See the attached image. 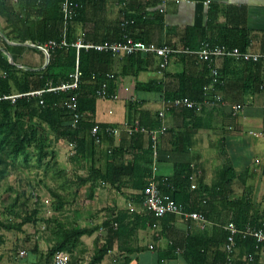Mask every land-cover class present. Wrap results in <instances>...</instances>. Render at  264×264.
I'll return each mask as SVG.
<instances>
[{
	"label": "trees",
	"instance_id": "1",
	"mask_svg": "<svg viewBox=\"0 0 264 264\" xmlns=\"http://www.w3.org/2000/svg\"><path fill=\"white\" fill-rule=\"evenodd\" d=\"M62 1L18 0L16 12H19L20 15L17 16L18 13L15 11L12 13L17 18L18 25L26 27L25 37L23 36L24 38L21 39L30 40L33 44H44L49 40H58L62 32ZM70 1L77 5L75 15L68 25L70 44L75 42L77 28L81 25L85 28L86 36L91 34L94 40L96 39L99 43L110 41L107 38L98 40L97 34L99 33L96 32L95 23L93 24L84 18V12L95 7L94 1ZM5 12L10 13L7 2L0 0V15H4ZM124 15L128 24L124 28L126 30H122V35H125L124 33L127 31L129 32L131 27H134L140 20L137 15L127 16L126 12ZM228 32L223 36V39L212 42V45H224L230 49L238 48L243 52L249 49L250 39L246 31L229 30ZM133 39L142 41L139 37H133ZM185 47L192 49L195 46L193 47L186 42ZM173 57L180 58L183 68L171 75L175 82L169 86L168 90H166L168 87L165 88L162 102L186 97L198 105L206 98L213 100L215 96L229 89L232 93L239 91L245 94H261L264 103V80L257 78L254 74L256 66L261 61L258 63H232V60L221 59L223 65L220 68L215 64L219 61L217 59L211 64L198 62L199 60L197 61L194 56L186 53H171L169 60L171 61ZM77 58L78 68L81 72L79 89L76 92L77 111L81 119L74 129L71 128L70 113L60 107V102L70 96L72 92L65 94L44 92L40 96H22L14 102L7 99L12 95L46 90L69 80V76L75 70ZM124 58L126 57L124 56ZM127 59L136 62L139 70L134 73L137 74L143 70L142 65L154 62V59L157 58L136 53L127 56ZM111 60L110 55L103 53L81 49L77 55L74 47L61 48L49 53V63L44 70L33 73L16 68L7 59H3L0 53V71L5 73L4 77L0 75V195L2 193L6 195L3 200L0 197V205L4 208V216H7L6 220L0 219V230L20 233L26 225L41 224L44 226L43 229H51L50 238H47L49 247L44 259L46 263L52 261L56 252L65 251L70 255L69 264H81L80 261L84 253L81 248V239L93 237L97 232L99 233V228L96 225L82 228L78 225L75 217L72 223L67 221L64 223L58 215H61L62 212L66 213L68 205H75L80 190L88 189L87 184L91 188L89 195L91 199L97 185L106 184L121 194L124 191H129L125 194L127 203H132L136 208L141 207L143 192L154 178L160 192L175 203L182 205L185 211L200 213L207 220L220 225L213 227L209 234L206 230L189 232L179 247L180 254L176 252V246L173 244H168L163 249H158L152 245V249L156 253L155 264H164L163 262L167 260L177 258H180L183 264H264V243H258L253 237H243L237 234L234 237L235 248L232 253L228 254L224 249L226 238L229 235V232L223 229L226 224L231 222L238 230L246 231L262 228L264 222V209H261L254 200L253 186L245 187L246 180L251 177L248 174L249 170L244 171V173H237L229 163L223 164L217 171V177L213 179L212 184L207 185L199 180L193 189L191 188L193 184L191 180L194 177H199L191 176L196 171L194 167L182 163L174 164L173 175L166 178L156 177L153 171L156 170L159 154L164 149L162 142H164L166 135L169 136V139L165 142L172 149L171 152L180 153L181 141L183 142V150L187 149L189 145L192 135L190 131H207L209 129L215 131L223 128V126L217 128L218 125L214 126L211 123L214 112L222 107L219 104L225 102L222 95H220L221 102H216L211 106L202 105L200 110H197L196 107L164 110L165 134H159L155 141L148 134H134L129 145L131 152L128 153L124 146L117 149L111 148V161L107 162L105 170L94 167L97 147L90 130L94 126L97 92L102 90L105 85L107 95L112 97L116 87L115 76L113 78L106 76L111 74L108 73L109 70L107 69ZM104 63L107 64H105V70L101 69L102 72H100L99 66H103ZM209 65L217 70L215 82L210 78L211 66ZM229 67L232 68V71L226 74L224 70ZM157 68L159 71H164L159 67V62ZM136 90L156 91V86L149 83H138ZM127 107H129L128 111L134 112L135 116L134 120L131 117L127 120L129 123L133 124L137 120L139 127L148 131L159 130L162 127V121L159 118L161 108L160 111L158 109L154 112L141 111L138 109V104L134 105L130 101ZM168 118L174 119L170 129L167 126ZM227 129L229 130V128ZM103 130L104 128H100L99 135ZM107 134L106 136L111 139L112 136ZM141 135L147 136L145 148L138 144ZM55 141L74 145V154L70 156L71 161L73 159L79 161L89 159V174L88 176H78L77 183L72 180H65V186L56 187L58 189L65 188V194L56 188L48 189L54 214L48 218H39L40 211L37 206L39 196L36 194L38 185L31 186L28 182V188L22 185H19L18 188H12L4 184L6 182L5 177L9 170L14 167V161L17 158H21L26 164L29 162V149L34 151L38 165L49 166L53 156L48 162L46 157H49L50 152L48 153V150L51 149ZM221 141L224 142L225 139L220 137L219 142ZM154 144L156 156L153 152ZM126 155L130 158L126 159ZM243 174L244 176H242ZM193 180L195 183L198 179L194 178ZM237 180L243 186V191L240 196L235 197L233 184ZM40 182L45 185L44 181ZM69 185L75 186L72 194L66 192V187ZM193 196L198 199L196 208L189 206ZM202 198L205 202H202ZM201 204L211 205L214 210L211 211L210 208L206 207L201 208ZM75 209L74 215L80 211L79 207ZM176 220L177 218L172 215L157 218L153 213L146 211L131 213L126 207L122 210L116 206L111 211L110 220L103 224L107 225L104 227L108 233L106 236L108 241L100 244L98 236L95 237L93 251L86 264H102L113 251H116L113 264H140L136 254L132 256L133 252L138 253L141 249L143 251H150L151 249L149 246L136 247L135 242L138 233L151 231L154 237L165 234V230L176 224ZM111 223L117 224V227H111ZM156 227L160 229L156 230ZM38 250L39 242H36L30 251L37 252Z\"/></svg>",
	"mask_w": 264,
	"mask_h": 264
},
{
	"label": "crops",
	"instance_id": "2",
	"mask_svg": "<svg viewBox=\"0 0 264 264\" xmlns=\"http://www.w3.org/2000/svg\"><path fill=\"white\" fill-rule=\"evenodd\" d=\"M7 2V6L9 8L10 13L5 12L4 15H0V53L3 59H7L10 64L14 65L16 68L20 70L30 71V72H39L44 70V68L49 63V53L60 49H54L49 51L48 55L45 56L41 50L38 49V46H42L44 44H33L30 40H22L24 38V32L26 27L24 25H18L17 18L13 16L12 11H17V1L13 0H2ZM95 7L92 9L86 10L84 12V18L89 22H93L97 34L98 40L101 38H107L110 41H119L122 39V30L128 24L124 19V12H126L127 16L137 15L140 17L139 22L131 27L130 31L124 33L125 35L131 37H139L143 42L149 44H155L157 46H165L169 49H172L177 53H184L186 50L196 51L202 47L213 48L215 46H224L213 44L214 41H219L223 39L226 33H229V30H243L246 31L249 35L250 46L247 51L260 54L264 56V0H91ZM163 8V12L160 9ZM17 16H19V12ZM132 25V24H131ZM85 28L81 25L77 28V33L75 36V41L77 39V35L79 33L80 28ZM128 29V28H127ZM122 31V32H121ZM125 32V31H124ZM234 35V34H233ZM232 35V36H233ZM24 36V37H23ZM85 37L87 40L93 43H99L94 40L93 36L88 34ZM21 39V40H20ZM231 39H233L231 37ZM140 41V40H139ZM206 41V42H205ZM186 42L193 45L194 48L189 49L186 46ZM203 42V43H202ZM225 47V46H224ZM30 51H34L37 53V56L33 58L31 61L27 56V53ZM5 53H8L11 58L15 61V64L11 62V60L6 56ZM192 56V55H190ZM48 57V63L45 66V59ZM126 57V56H125ZM154 57V56H152ZM29 58V60L27 59ZM196 60L197 58L194 57ZM40 60L39 65H31V62H37ZM216 60V59H215ZM214 60V61H215ZM217 63V66L222 68L223 62L221 59ZM198 61V60H197ZM233 61V60H232ZM159 59H154V62H148L145 65H142L143 70L139 73L135 74L134 72L139 70L136 62L133 60H129L122 57H113L112 60L108 63L109 70L108 73H111L113 77L115 76V89L113 92V96L109 99H100L99 97L96 99L95 104V116H94V126H98L100 128H104L103 132L100 133L98 131L99 141L95 142L97 147L96 157L94 159V167L101 168V170H105L107 162L111 161V148H114V139L111 137L108 138L106 136V128L120 127L125 121L132 119L135 117L134 112H129V107H127L128 102H133L134 105L138 104V109L141 111H159L162 109V100L163 93L169 89V86L174 84L175 80H173L172 76L174 73L179 72L183 68V63L180 61V58H171L170 64L164 71H159L157 68V64ZM201 62V61H198ZM233 61L232 63H234ZM213 63V62H212ZM236 63V62H235ZM238 63V62H237ZM99 66V71L105 70V65ZM102 69V70H101ZM232 71V68H226L224 72L227 74ZM254 74L259 79L264 80V59L256 66ZM0 75L5 76V73L0 71ZM229 75V74H228ZM253 75V74H252ZM173 81V82H172ZM138 83H149L153 86H156V91H137L136 85ZM168 87V88H166ZM166 88V90H165ZM39 91V90H38ZM35 92V91H32ZM31 93V92H29ZM28 94V93H26ZM18 95V94H17ZM20 95V94H19ZM225 98V103L222 107H220L217 111L212 115V124L215 125L218 122H222V125L228 126L229 130L233 132L244 133L248 131V125L250 124H258V127L264 124V103L263 96L261 94H245L239 91L234 93L231 90H227L226 92H221V94ZM23 97H26L24 95ZM29 97V96H28ZM31 97V96H30ZM99 101H110L113 106H105L103 104H99ZM234 105H240L241 110L233 115L231 108ZM137 107V106H136ZM107 108V109H105ZM134 108V107H131ZM161 108V109H160ZM134 110V109H132ZM131 110V111H132ZM134 120V119H133ZM167 126L170 129L172 123H174V119L168 118ZM214 125V124H213ZM232 128V129H231ZM260 130L263 128H259ZM258 129V130H259ZM203 131V130H200ZM214 131V129L212 130ZM196 132V133H195ZM191 132V140L187 149L183 150V142L181 141V151L180 153L171 152V148L167 146L166 142L169 139V136L166 135L164 137L163 147L164 149L159 154V160L156 162V177H169L173 174L174 164L182 163L184 165H189L196 169L195 173L191 176H199L194 177L198 180L194 183V178L191 180L193 182L192 185L196 186V183L200 180L204 184L210 185L212 184L213 178H211V167L210 163L212 160L208 158L207 151L200 152L202 149V144L198 142L197 136L199 131ZM216 132V130H215ZM214 132V133H215ZM249 132H252L249 130ZM226 133V132H225ZM108 135V134H107ZM249 135V134H246ZM183 136V135H182ZM213 136V135H212ZM251 136V135H250ZM132 136H123V139L120 142V147L124 146L127 148V152H131L129 148ZM182 138V137H181ZM256 139V138H255ZM142 144H141V143ZM141 147L145 148L147 144V136L141 135L139 137V143ZM211 144V143H210ZM65 148L69 151V144L65 142ZM128 155V154H127ZM126 155V159H129L130 156ZM253 158V157H252ZM251 162L256 163V159H252ZM89 160V159H88ZM79 161L78 159H73L71 163L75 165L80 173L78 176H88L89 174V161ZM256 160V161H254ZM216 163L219 161L216 159ZM215 164V163H214ZM83 166V167H82ZM201 171V174H197L196 172ZM257 170H263L262 168H258ZM74 172V170H73ZM153 172V173H154ZM75 173V172H74ZM244 173V172H243ZM249 173L257 175L256 170H252ZM93 174V172H92ZM73 176V175H72ZM77 176V175H75ZM115 176H124V175H115ZM244 176V174L242 175ZM238 181V180H237ZM88 189L80 190L83 196H88L91 194V188L89 185H86ZM242 191H243V186ZM74 192V191H72ZM71 192V194H72ZM129 191H124L122 194H126ZM69 193V192H68ZM80 194V193H79ZM241 194H234L235 197L240 196ZM117 196H121V193L117 192L113 187H110L106 184L97 185L94 196L91 201H95L99 199L97 197H105L109 202L106 201L102 205H95L92 209L90 207L91 204L85 206L90 209L88 212L84 207V211H80L76 214L70 213L69 215H73L72 217L66 216L65 219L67 222L72 223L74 217L78 221V225L82 228L90 227V226H98V228H104V231L99 234L96 233V236L99 238V243L102 244L107 242V230L103 225L107 221L110 220L111 211H113L114 207H116V200L112 201L113 198ZM91 199V198H90ZM90 201V200H89ZM202 202L205 200L202 198ZM109 203L112 206H109ZM127 200H125V205ZM107 204V205H106ZM198 204V199L195 196L191 199L192 208H196ZM210 208L213 211V206H206L205 204H201V208ZM123 207H119L122 209ZM194 212V211H192ZM215 212V211H214ZM213 212V214H215ZM219 212V211H217ZM85 217V218H83ZM224 219V218H223ZM65 221V223H66ZM85 224H81L84 223ZM208 224L204 226L203 229L200 228L199 224L195 222H185L181 221V219L176 220V224L172 225L170 228L165 230V234H160L159 236H153L151 231H141L138 233L136 237L135 245L137 248H144L145 246H155L158 249H163L168 246V244H173L176 246V252L180 254V245L183 244L184 238L190 232L195 231H207L209 234L213 227L220 226L218 223L213 222L211 220H207ZM231 223V222H229ZM228 223V224H229ZM81 224V225H80ZM112 224V223H111ZM226 224L225 226H227ZM190 225V226H189ZM34 226V225H33ZM111 226V225H110ZM224 226V225H223ZM113 227V224L112 226ZM39 228L34 226L35 234ZM160 229L156 227V230ZM38 233V232H37ZM95 237V236H94ZM148 238V242L144 245L143 240ZM154 238V239H153ZM157 238V239H156ZM138 239V240H137ZM82 241V239H81ZM37 242V241H36ZM34 242V243H36ZM48 243V241L46 240ZM16 244L18 242L16 241ZM83 244V242H82ZM21 246L16 250L9 252L6 257L1 256L0 264H11L12 259L19 260L20 258H15V255L19 250H25L26 256L32 254L33 264H51V260L49 263H46L45 255H46V247L41 248V244L39 243V250L37 252H31L29 249L24 248L22 243ZM33 245V244H32ZM152 246V247H153ZM18 247V246H16ZM82 249H86V247H82ZM150 249V248H149ZM46 250V251H45ZM142 250V249H141ZM138 253L132 254L138 260H141V257L148 258V261L145 264H155V255L156 253L152 250L141 251ZM110 257L108 260L109 264H113V260H115L116 251L110 253ZM147 255V256H143ZM23 257V258H26ZM5 258V259H4ZM21 258V259H23ZM152 259V260H151ZM42 260V263H41ZM151 261V262H150ZM108 262V261H107ZM183 264L180 258L174 260H167L163 262L164 264ZM103 264V263H102ZM108 264V263H107Z\"/></svg>",
	"mask_w": 264,
	"mask_h": 264
},
{
	"label": "built area",
	"instance_id": "3",
	"mask_svg": "<svg viewBox=\"0 0 264 264\" xmlns=\"http://www.w3.org/2000/svg\"><path fill=\"white\" fill-rule=\"evenodd\" d=\"M17 1V0H13ZM164 1V0H163ZM77 5L72 3L70 0H63L61 2V14H62V32L61 36L58 40H51L44 45L38 46V49L47 56L49 51L57 49V48H68L74 47L76 53L81 49L86 51H94L96 53H103L110 55L113 57H122V56H130L136 53L144 54L146 56H154L159 59V67L164 69L170 64L169 55L171 53H177L173 50L165 47V46H157L155 44H149L142 41H135L131 37L127 35H123L122 39L119 41H104L102 43H93L86 39L84 29L81 27L79 33L77 35V39L73 44H70L68 41V25L75 15V10ZM163 12V8L160 9ZM184 53L192 55L197 58V60L201 62L211 63L214 62L215 59H229L235 62H246V63H258L259 61L264 59L263 55L254 54L249 51H240L238 48H227L224 46H215L213 48L202 47L196 51L186 50ZM211 66V65H209ZM210 78L213 79V82L216 81L217 70L211 66L209 71ZM107 78H113L112 74L106 75ZM81 78V72L78 68V58L76 60V67L73 72L69 76V80L65 82H61L59 85L55 87L47 88L46 90H39L35 92H31L28 94H20V95H12L7 97V99L14 102L16 99L26 95V96H40L44 92H53V93H70L72 94L66 98H64L60 102V107L64 108L70 113V122L71 128L74 129L81 119L80 114L77 111V90L79 89V83ZM207 92V91H206ZM97 97L100 99H109L110 97L107 95L105 90V85L103 89L97 92ZM216 102H221L220 95H217L211 100L210 98H206L201 104H195V102L191 101L188 98H180L175 99L169 102H162V110L159 112V118L162 121V127L159 130H145L139 127V123L137 120L133 122V124L125 121L120 127L106 128V133L110 134L114 139V148L120 147V142L123 139V136H133L134 134H148L153 141L158 138L159 134H165L166 125L164 119V110L168 109H176L181 110L183 108L192 109L194 107L197 110L202 108V105H213ZM42 104V102H40ZM220 103L219 105L224 104ZM241 110L240 105H234L231 108L232 114L236 115ZM232 129V128H231ZM98 126H93L90 130L92 137L95 139V142L99 141L98 138ZM245 134H249L252 137L259 139L262 137V133L258 132H245ZM154 156H156V146L153 145ZM74 154V145L69 144V155L73 156ZM255 161V160H254ZM155 169V168H154ZM155 171V170H154ZM197 174H201V171L196 172ZM191 188H194V185H191ZM139 208V209H138ZM136 208L132 203L126 204V209L133 213L137 212H149L153 213L155 217L161 218L166 215L175 216L177 219H181L185 222H195L199 224L200 228L203 229L206 224H208L207 219L200 213L196 212H187L185 211L182 205L175 203L169 197L163 195L157 187V183L154 178L149 183V185L145 188L143 192V202L142 206ZM117 224L113 223V228H116ZM223 229L229 232V235L226 238V242L224 245V249L228 254H231L235 248V235L239 234L243 237L250 236L256 239L258 243H264V222L262 224V228L257 230H246L241 231L238 230L233 223H229L227 226H224ZM104 231V228L99 229V234ZM152 250V246L149 247ZM26 256L25 250H19L15 255V258H23ZM1 257V253H0ZM70 263V255L65 251H58L52 258L51 264H69Z\"/></svg>",
	"mask_w": 264,
	"mask_h": 264
},
{
	"label": "rangeland",
	"instance_id": "4",
	"mask_svg": "<svg viewBox=\"0 0 264 264\" xmlns=\"http://www.w3.org/2000/svg\"><path fill=\"white\" fill-rule=\"evenodd\" d=\"M27 56L32 58L31 61H33V58L37 56V53L34 51H30L27 53ZM29 58H27L29 60ZM40 60L36 62H31V65H39ZM99 104H103L105 106H113L110 101H99ZM107 109V108H105ZM212 123V122H211ZM215 126V123H213ZM231 124V123H230ZM229 124V125H230ZM216 125H218L215 131L207 130V131H199L197 140L202 144V149L200 152L207 151L208 158L212 160V163H210L211 167V178L217 177V171L223 166V164L229 163L234 170L237 173H243L246 170H249L250 172L252 170L257 171V175L248 173L251 175L250 178L246 180L245 187L247 186H253V195L254 200L257 204L260 205L261 209H264V124L260 126L263 129H259L258 124H250L248 125V131L249 132H258L262 133V137L259 139H255L254 137L250 135H244L242 133L238 132H232L229 131L227 128L228 126L222 125V122H218ZM259 129V130H258ZM215 132V133H214ZM226 132V133H225ZM196 133V132H195ZM224 133V134H223ZM213 135V136H212ZM222 137L225 139V141L219 142V138ZM211 143V144H210ZM49 157H46V161L48 162L51 157L50 165L46 166L45 164L38 165L36 163L35 157H34V151L32 149H29L28 153L30 155L29 162L26 164L23 162L21 158H17L14 163V167H12L9 172L6 175V182L4 183L8 187L12 188H18L19 185H22L26 188H28V182L29 185L34 186L38 185L37 189L38 192L36 194L39 196V201L37 203L38 209H39V218H48L52 214H54V211L52 210V199L50 197V194L48 192V189H54L56 187L61 188V186H65V180L67 181H77L78 175L80 173L79 170L74 167L71 163L69 151L67 148H65V142L58 141L53 142L52 147L50 150H48ZM225 153V155H224ZM256 159V163L251 162V158ZM252 158V159H253ZM216 159L219 161L216 163ZM215 163V164H214ZM263 170L259 171L258 168H262ZM74 170V172H73ZM73 175V176H72ZM77 175V176H75ZM40 181H44L45 185H43ZM77 183V182H76ZM40 184V185H39ZM3 186V185H1ZM61 190V193L65 194V188L64 189H58ZM30 190V187H29ZM75 190V186L69 185L66 187V192L71 193ZM233 191L234 194H242V187L241 184L238 183V181H235L233 184ZM79 196L77 197L75 201V205L71 204L66 207V213L62 212L61 215H58L61 218V221L65 223L66 216L72 217L73 215H69L70 213H74L76 210L75 208L79 207L81 208V211H84V207L88 204H91L90 207L95 208V205H102L105 201L108 204V200L105 197H97L99 199H96L95 201H91L92 199L88 198V196H83L81 192H79ZM1 199L3 200L6 198L5 193H2L0 195ZM90 200V201H89ZM116 200L117 207H123L125 209V200L126 197L124 194H121V196H117L113 198V202ZM106 204V205H107ZM109 206H112V204L109 203ZM86 208V207H85ZM90 209L86 208V211L88 212ZM7 216H4V208L0 205V219L6 220ZM85 218V217H83ZM84 223L81 224H85ZM80 224V225H81ZM44 226L41 224H36V228L38 229V233L34 231L33 225H26L23 228V231L18 232H6L0 230V253L4 255V257L7 256L9 252H12L19 248L20 243L24 246V248L31 250V247L33 246L34 242H39L41 244V248L46 249L49 247L48 243L46 242L47 238H50L49 235L51 233V229H43ZM96 237V234L94 235ZM84 237L82 238V247H86V249H83L84 253L82 255V260L80 261L81 264H86V262L90 259L91 253L93 251V246L95 242V237ZM148 238L143 240L142 244H146L148 242ZM16 241L18 244H16ZM18 246V247H16ZM81 247V248H82ZM46 251V250H45ZM1 255V256H3ZM111 254H109L103 264H109ZM147 256V255H143ZM1 258V257H0ZM111 258V257H110ZM5 259V258H4ZM11 264H33V258L32 254H29L26 256V258L15 260L12 259ZM142 264H145L148 261V258L141 257ZM152 260V259H151ZM108 261V262H107ZM151 262V261H150ZM178 263V262H175ZM153 264V263H151ZM181 264V263H178Z\"/></svg>",
	"mask_w": 264,
	"mask_h": 264
},
{
	"label": "water",
	"instance_id": "5",
	"mask_svg": "<svg viewBox=\"0 0 264 264\" xmlns=\"http://www.w3.org/2000/svg\"><path fill=\"white\" fill-rule=\"evenodd\" d=\"M5 54L11 60V62L15 64V61L11 58V56L8 53H5ZM47 63H48V57H46L45 59V66L47 65Z\"/></svg>",
	"mask_w": 264,
	"mask_h": 264
}]
</instances>
